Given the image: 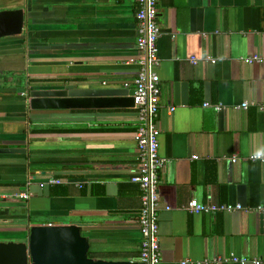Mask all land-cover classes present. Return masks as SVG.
Returning <instances> with one entry per match:
<instances>
[{
  "label": "crops",
  "instance_id": "0c3cea01",
  "mask_svg": "<svg viewBox=\"0 0 264 264\" xmlns=\"http://www.w3.org/2000/svg\"><path fill=\"white\" fill-rule=\"evenodd\" d=\"M0 6L26 14L25 32L15 37L21 43L0 40V74L20 79L0 89V150H26L0 154V242H27L34 226L81 225L91 258L137 262L135 106L32 111L24 94L34 86L134 90L140 5ZM159 9L157 126L159 154L168 160L160 185L162 264H264V162L249 159L264 154V0H160ZM254 57L260 61L246 62ZM32 77L41 82L31 85ZM35 127L56 133L33 135ZM193 200L242 210L194 214Z\"/></svg>",
  "mask_w": 264,
  "mask_h": 264
},
{
  "label": "built area",
  "instance_id": "2783aa9c",
  "mask_svg": "<svg viewBox=\"0 0 264 264\" xmlns=\"http://www.w3.org/2000/svg\"><path fill=\"white\" fill-rule=\"evenodd\" d=\"M140 10L136 14L137 49L140 54L138 72L134 80V101L138 113V125L135 136L139 157L138 171L132 175L131 181L137 184L142 193L141 208L138 213V225L142 236L140 242L139 264H162V245L159 232V206L161 173L166 168L168 160L159 154V137L161 131L157 126L160 112L161 87L158 70L161 66L159 57V39L162 27L159 21L160 0H137ZM195 64L196 59L192 60ZM259 57L249 58L248 64L259 62ZM208 106V104H207ZM249 108L245 103L241 106ZM221 111V106H216ZM174 109H170L172 113ZM252 161L264 162V154L258 153L249 158ZM236 162V159H234ZM52 184H59L53 180ZM242 210V206H208L193 200L189 211L194 214H215L217 212L233 213ZM231 261L247 264L251 261L245 258H232ZM188 262H185L187 264ZM253 264H261L254 260Z\"/></svg>",
  "mask_w": 264,
  "mask_h": 264
},
{
  "label": "water",
  "instance_id": "95a60500",
  "mask_svg": "<svg viewBox=\"0 0 264 264\" xmlns=\"http://www.w3.org/2000/svg\"><path fill=\"white\" fill-rule=\"evenodd\" d=\"M25 26L24 9L0 11V40L22 36ZM134 94L135 90L77 91L70 86H34L28 98L32 111H68L130 108L135 106ZM25 153L24 149L0 150V154ZM89 252L81 225L34 226L27 242H0V264H139L94 259Z\"/></svg>",
  "mask_w": 264,
  "mask_h": 264
},
{
  "label": "rangeland",
  "instance_id": "374dc122",
  "mask_svg": "<svg viewBox=\"0 0 264 264\" xmlns=\"http://www.w3.org/2000/svg\"><path fill=\"white\" fill-rule=\"evenodd\" d=\"M2 10H6V9H4L2 6H0V11H2ZM6 39H5L6 40L5 42H11L8 38H6ZM12 40H15L16 42L20 41V43L22 41V39H18V38H15V39H12ZM15 41H12V42H15ZM25 44L26 43H24V45ZM0 75H1L0 76V89L3 88V85L6 86L9 83H12L15 86L16 83H19V81H20L19 76H17L15 73L12 74V73H9V72H3ZM24 95H27V97H29V92L27 94H24Z\"/></svg>",
  "mask_w": 264,
  "mask_h": 264
},
{
  "label": "trees",
  "instance_id": "16d2710c",
  "mask_svg": "<svg viewBox=\"0 0 264 264\" xmlns=\"http://www.w3.org/2000/svg\"><path fill=\"white\" fill-rule=\"evenodd\" d=\"M29 81H30V84L31 85H36V84H38V82H41L36 77H32ZM30 120L33 121L32 118H30ZM58 132L61 133V131H58ZM52 133H56V131L51 130V129H45V130H43V129H39V128H36V127L31 129V134H33V135H38V134H52ZM62 133H67V132H62ZM90 257H92V256H90Z\"/></svg>",
  "mask_w": 264,
  "mask_h": 264
}]
</instances>
